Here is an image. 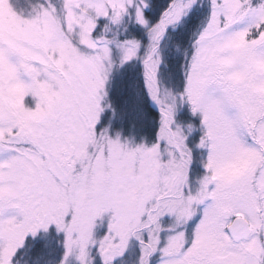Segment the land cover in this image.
<instances>
[{
    "label": "snow or ice",
    "instance_id": "snow-or-ice-1",
    "mask_svg": "<svg viewBox=\"0 0 264 264\" xmlns=\"http://www.w3.org/2000/svg\"><path fill=\"white\" fill-rule=\"evenodd\" d=\"M136 64L154 136L103 123ZM53 231L58 264H264V0H0V264Z\"/></svg>",
    "mask_w": 264,
    "mask_h": 264
},
{
    "label": "trees",
    "instance_id": "trees-1",
    "mask_svg": "<svg viewBox=\"0 0 264 264\" xmlns=\"http://www.w3.org/2000/svg\"><path fill=\"white\" fill-rule=\"evenodd\" d=\"M174 42L184 45L187 43V37L177 36ZM134 74L129 69L124 81L119 82L115 91H111L110 99L116 108L117 115L113 119L111 112L105 113L103 123L108 124L111 121L113 134L116 131H122L124 135L133 132L137 137L154 136L159 113L152 107L151 100L144 90L142 68L138 66ZM179 119L182 121L192 119L187 108Z\"/></svg>",
    "mask_w": 264,
    "mask_h": 264
},
{
    "label": "rangeland",
    "instance_id": "rangeland-1",
    "mask_svg": "<svg viewBox=\"0 0 264 264\" xmlns=\"http://www.w3.org/2000/svg\"><path fill=\"white\" fill-rule=\"evenodd\" d=\"M138 66L140 68H142V66L139 64L128 65L123 70H121L120 72L115 73L112 77L111 83L109 84V94H111V91L112 92L115 91L119 82L124 81L126 73H127V71H129V69L131 70V72H133V75H135L134 72L137 71ZM167 71H168L167 69H162L163 78H164L166 83H167ZM151 105L155 109V105L152 102H151ZM183 111L180 113L179 116L182 115ZM185 121H187V120H185ZM132 133L129 132L125 136L130 135ZM41 236H43V234H41ZM62 239H63L62 236H57L55 234V231H53L51 236L48 238L49 247H48V249H44L43 245H44L45 241L42 238H38L36 241H32L31 238H29V241L27 242L28 245L35 244V248L33 249L32 253L30 254L32 256L33 260L38 255H40L41 252H43L44 256H43V259L41 260V264H45V261H52V262H54V264H58V262L60 261V259L62 258V255H63V248L59 245L58 241H60ZM29 264H32V261H29Z\"/></svg>",
    "mask_w": 264,
    "mask_h": 264
},
{
    "label": "water",
    "instance_id": "water-1",
    "mask_svg": "<svg viewBox=\"0 0 264 264\" xmlns=\"http://www.w3.org/2000/svg\"><path fill=\"white\" fill-rule=\"evenodd\" d=\"M155 110L158 112V110H157L156 106H155Z\"/></svg>",
    "mask_w": 264,
    "mask_h": 264
}]
</instances>
